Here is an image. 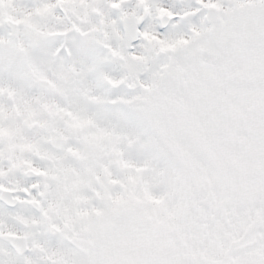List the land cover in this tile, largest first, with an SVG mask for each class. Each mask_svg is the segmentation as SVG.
<instances>
[{"label": "snow or ice", "instance_id": "obj_1", "mask_svg": "<svg viewBox=\"0 0 264 264\" xmlns=\"http://www.w3.org/2000/svg\"><path fill=\"white\" fill-rule=\"evenodd\" d=\"M0 264H264V0H0Z\"/></svg>", "mask_w": 264, "mask_h": 264}]
</instances>
